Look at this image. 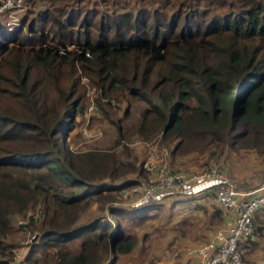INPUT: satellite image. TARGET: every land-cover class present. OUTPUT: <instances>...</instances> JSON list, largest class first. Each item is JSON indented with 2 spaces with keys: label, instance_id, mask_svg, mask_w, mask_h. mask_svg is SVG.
Wrapping results in <instances>:
<instances>
[{
  "label": "trees",
  "instance_id": "16d2710c",
  "mask_svg": "<svg viewBox=\"0 0 264 264\" xmlns=\"http://www.w3.org/2000/svg\"><path fill=\"white\" fill-rule=\"evenodd\" d=\"M52 9L62 18L44 8L16 26L0 20V264L12 258V219L27 208L38 209L37 222L29 214L21 225L38 232L27 264H113L136 244L118 217L160 202L77 220L90 196L106 201L126 184L113 180L114 153L61 142L77 67L107 102L142 101L135 131L174 140L172 154H264V0H134L96 21L93 11Z\"/></svg>",
  "mask_w": 264,
  "mask_h": 264
},
{
  "label": "rangeland",
  "instance_id": "374dc122",
  "mask_svg": "<svg viewBox=\"0 0 264 264\" xmlns=\"http://www.w3.org/2000/svg\"><path fill=\"white\" fill-rule=\"evenodd\" d=\"M3 1L0 0V3ZM53 6H57L60 11L79 9L93 11L96 21L101 13H114V11L131 8L134 6V0H55L52 5L42 0H36L34 5H31V1L20 0L18 8H15L14 3H10L9 8L0 12V20L9 24L13 22L16 26L19 18L24 16L22 21L24 19L30 21L34 16L33 11L44 8H47L53 15L62 18L52 9ZM80 16L81 14H79ZM41 23L43 31L46 32L50 22L46 18ZM18 26H21L22 32H24L26 22L25 24L20 22ZM76 73L72 98L78 99L74 106L73 125L62 137L61 142L73 152L100 150L114 153L118 156V161L121 162L119 165L121 172L113 180L126 183L113 193H106L111 197H104L106 201H102L101 195L90 196L88 198L90 200L87 199V203L79 211L78 221L96 215H105V212L111 207L132 210L128 207L137 198L141 186L154 180L157 177V170L162 166L172 171L188 174L201 172L210 164H215L221 172L233 180L237 188L242 189L237 186L235 180H238L240 176L246 178L244 176L247 175L253 179L252 184L255 185L243 190L264 185V175L261 174L264 172V154L254 150H232L227 147L219 155L189 152L172 154L170 150L174 145V140L161 141L159 133L153 134L150 138H142L135 131L134 126L139 121L141 110L144 107L142 101L130 97H127L128 99L122 97L120 100L110 97V101L107 102L102 96H98L96 88L90 85L87 76L79 67H77ZM104 180L108 181V179ZM127 181L130 183L127 184ZM170 200L173 201L171 198L160 203H153L151 206H141L139 214L132 215L129 219L118 217L120 225L134 235L136 247L132 254L128 253L117 258L116 262H113L114 264H143V261H145L144 264H184L183 251L186 254L187 248L204 244L214 231L223 225L224 214L222 211L224 210L216 204L213 198L210 199L211 201L207 199L206 206H200L192 211L187 210L193 207L194 202L185 210L182 208L184 205L179 206V203L172 205ZM176 202L183 203L182 200ZM201 203L204 202L196 204ZM158 208L163 213L157 212L158 215L149 216L153 210ZM36 209L27 208L24 215L15 214L12 219L15 230L6 238L8 242H13L10 249L12 258L9 264H27L25 262L26 255L32 243L38 241L36 234L38 232L30 231L29 228L24 229L22 226L29 214H32L33 221L37 222L38 209ZM216 210H219L217 216L215 215ZM130 219L138 220V222H129ZM253 223L255 224L254 219ZM255 229L254 225V234ZM254 234L253 239L255 238ZM48 250L46 249V254L48 252L50 254ZM240 252L243 264L251 262L254 264V261L249 260L247 255L242 254V248H240ZM35 256L43 260V253L38 249ZM150 259L151 261H149Z\"/></svg>",
  "mask_w": 264,
  "mask_h": 264
},
{
  "label": "built area",
  "instance_id": "2783aa9c",
  "mask_svg": "<svg viewBox=\"0 0 264 264\" xmlns=\"http://www.w3.org/2000/svg\"><path fill=\"white\" fill-rule=\"evenodd\" d=\"M10 3H14L15 8L20 6V0H4L0 3V12L9 8ZM201 194L211 195L230 219L215 230L204 244L191 249L194 260L189 264H243L240 245L253 237L254 215L264 208V185L248 190L237 188L233 180L215 164H210L201 172L188 174L162 166L154 180L141 186L137 198L128 208L171 198L194 200Z\"/></svg>",
  "mask_w": 264,
  "mask_h": 264
},
{
  "label": "crops",
  "instance_id": "0c3cea01",
  "mask_svg": "<svg viewBox=\"0 0 264 264\" xmlns=\"http://www.w3.org/2000/svg\"><path fill=\"white\" fill-rule=\"evenodd\" d=\"M261 174L264 175V172H262ZM242 177L243 176H240V177H238V180L237 179L235 180L237 186L241 187L242 189H246L249 186L255 185V184H252L253 179H251L250 176H248V175L244 176L246 178H242ZM263 182H264V179H263ZM207 199H209V200L212 199V196L209 195V194H201L200 196L194 197V200H183V203L182 202H176V201H179L180 199L174 198V199H172L173 201L170 200V204L174 205L176 203H179V206L182 204V205H184V206L181 205L182 208L187 210V208H189L190 204H192L194 202V204H192L193 207L190 210H187V211H192L193 209L199 208L200 206H206L205 202L207 201ZM202 201L205 204L204 203L196 204V203H199V202H202ZM160 208L153 210V213L150 214L149 216L158 215L157 212L163 213L162 211L159 210ZM222 212L224 214V218H223V223L222 224H224V223H227L229 221L230 217L225 212V210L222 211ZM135 221L138 222V220H135V219H133V220L130 219L129 220V222H132V223H136ZM254 222H255L254 225H255V228H256L255 229V234H254V237H255L254 239L255 240L254 239L252 240L251 246L249 247V251H248V247L247 248L246 247H242V251H243V253L245 255H247L249 260L254 261V264L255 263L264 264V208H261L254 215ZM258 234H259V236H258ZM135 247H136V244L133 247V250L135 249ZM191 249L192 248H187V253L185 254V251H183V253H182L184 264H189V263H191L194 260V255L190 252ZM133 250L131 252H129V253L132 254ZM256 257H258V258L255 260ZM120 258H121V256H120ZM186 258H187V261H186ZM116 260L114 261V263L116 262ZM149 261H151V259ZM144 263H145V261H143V264ZM250 264H253V263L251 262Z\"/></svg>",
  "mask_w": 264,
  "mask_h": 264
}]
</instances>
